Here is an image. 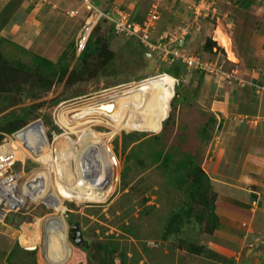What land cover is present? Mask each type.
<instances>
[{
  "label": "rangeland",
  "instance_id": "1",
  "mask_svg": "<svg viewBox=\"0 0 264 264\" xmlns=\"http://www.w3.org/2000/svg\"><path fill=\"white\" fill-rule=\"evenodd\" d=\"M8 1L14 6L12 11L6 9L9 15L0 28V142L25 123L39 119L50 145L52 138L64 131L57 119L61 109L79 108L96 99L105 107L101 118L94 115L92 125L84 123L88 120L86 117H75L74 128H65L70 133L64 136L66 141L60 137L55 142L57 151L53 145L54 158L43 137L42 150L35 151L38 161L35 157L24 161L20 184L34 171H40L24 186L29 199L0 221V226L11 228L8 233L13 238L12 246L18 244L19 253L11 263L120 264L115 251L109 255L107 249L102 248L108 247L109 241L118 247L124 246L127 241L124 237L128 235L120 229L123 219V224L131 225L137 237L133 240L128 236L133 241H129L125 250L127 259L132 254L130 250L133 251V264H264V173H255L251 166H244L242 173L246 178L243 180L236 159L242 158L241 152H247L246 161L251 162L249 159L253 158L264 168L262 125L247 124L242 128L244 131L232 125L218 131L215 119L209 123L210 118H214L209 111L214 95L210 87L212 77L218 80L219 72L224 71L230 74L227 79L223 76L225 82L242 81L238 66L231 62V47H224L211 38L215 26L229 34L232 26L227 27L226 21L235 19L236 13L220 15L222 10L215 8L217 0L212 3L189 0V10L176 12L177 20L167 22L163 5H157L159 1H156L159 18L155 25L162 20L168 32L177 30L183 23L180 32L198 27L193 39L181 46V51L217 64L219 71L208 75L190 70L183 77L173 78L161 69L175 62L184 71V64L161 59L159 51L148 50L133 37L114 34L103 19L92 25L82 49L78 50V34L89 14L82 0H7L0 4V12ZM149 1L140 2L133 18L143 19L148 14ZM110 2L112 0H93L98 9L106 8L103 6ZM29 12L31 16L26 20L25 13ZM70 12L74 14L71 16ZM162 29L164 27L159 31L156 28V32L150 34L151 40H156ZM165 36L162 41L170 38L168 33ZM205 46H209L211 52L206 51ZM84 49L86 56L81 59L79 53ZM204 76L211 78L202 80L201 88L197 82ZM259 82L258 89L255 83H250V88L255 94L264 95L259 89L264 79ZM41 84L46 90H41ZM34 91H38L36 98L28 96ZM118 98L126 99L128 112L115 130L109 125L108 113ZM21 107L28 111L25 120L18 111ZM77 112L74 110L67 115ZM165 114L167 117L160 121ZM75 128L81 132L72 133ZM25 132H19V137L27 135ZM93 139L104 148H85L83 141ZM219 148L224 149L223 158L228 159L229 167L225 168L223 163L215 166ZM158 151L159 158L156 157ZM105 155L111 159L109 185L105 193H98L89 162L98 167ZM187 156L192 157L194 165H198L209 180L206 197L213 199L211 204L218 216V228L212 229V223L200 216L205 211L201 212L198 205L192 204L179 238L173 234L161 238L159 231L166 214L184 198L164 174L162 163L175 164L177 159L187 162ZM18 168L20 170V166ZM231 199L239 209L216 205L217 200L232 202ZM250 207L256 211L257 223L253 219L249 222L244 217L246 214L242 219L238 217L241 214L238 210L244 212ZM53 214L60 215L66 223V238L61 229L57 232L58 239L56 232L44 236L42 224ZM231 219L242 222L235 224ZM81 238L83 245L85 243L83 249ZM194 247L198 250L194 251ZM62 248L63 252L67 249L65 257ZM188 248L191 251H187ZM207 251L225 260L216 262Z\"/></svg>",
  "mask_w": 264,
  "mask_h": 264
},
{
  "label": "crops",
  "instance_id": "2",
  "mask_svg": "<svg viewBox=\"0 0 264 264\" xmlns=\"http://www.w3.org/2000/svg\"><path fill=\"white\" fill-rule=\"evenodd\" d=\"M6 1L7 0H0V4L2 5ZM141 1L144 0H112V2H110L109 5L103 7H106L104 8V10H107L110 8V6L116 5L120 10L122 9L124 12H128V16L130 18H132L135 21H139L142 20V18L136 20L135 18H133V16L136 15V13L138 12L139 4ZM156 1H159L157 2V5L158 4H161V6L163 5L164 7L163 9L166 12L165 20H167V22L177 20L178 16L176 15V12H180L182 10L185 11V9L189 10L188 8L189 0H150L148 9L146 11L147 13L151 10L152 7H157V5L155 4ZM24 4L22 3L21 5H23L24 7ZM51 7H53V4L51 5ZM216 7L217 9L224 11V12L221 11L220 13V15L222 16L227 15V13L231 15L236 13V18L226 21L225 24L227 27L232 26L231 32H229V34L222 33L221 31H219L220 29H218L217 26H215L211 31L212 33L211 38L213 40L218 41L224 47L225 46H227V48L231 47L230 48L231 51L230 53L232 54L231 62L234 64L236 63V65L238 66L237 72L239 73V77L242 79V81L237 82L236 84L235 83L232 84V82H225L223 77H219L218 80L215 77H212L213 85L210 84V87L214 95L212 94L213 98L211 99V102L209 104V111H211L213 114V117L216 121V129L218 131H222V130L224 131L225 129H227L228 126L232 127V125L235 127L238 126L240 129H242L243 126L247 124H251L253 126L258 124V126L262 125L261 128L263 132L264 131V95L255 94L250 88L249 84L255 83L257 85L260 83L259 81H261V79H264V0H217L215 2V8ZM22 10L24 11V9ZM49 11L52 10H48V12ZM28 16H31L30 12L25 13L26 20L28 19ZM165 25L166 24L162 20L160 21V24L158 23L155 25L154 23L151 29L152 33L150 32V34H154V32H156L155 31L156 28H158L159 31L161 28L164 27V29H162L156 37L158 38L161 35H165L166 33H168L171 40L177 37L178 44H181V46L183 45L185 46V44L189 42L188 40H192L193 34H195V30L198 29V27H191L193 28L194 31L193 30L190 31L189 29V31H187L186 34H184L183 32H180L181 28L185 25L184 23L180 24L182 26L179 25L180 27H177V30L176 29L171 30L172 32H168L167 31L168 26ZM215 31H217L216 32L217 35L215 34ZM195 47H198V44H195ZM184 71L185 74L187 70L184 69ZM184 74L182 75V77L184 76ZM210 78L211 76L207 78L205 76L201 77V79L199 80V82H197V84L202 88L203 83H201V81L209 80ZM219 79L221 81H219ZM212 86H214L215 89ZM217 94L219 95V97ZM233 108H235V112H232ZM69 110L70 111L77 110L78 112L76 114H73L71 118H68L66 117V113L69 112ZM69 110L63 108L58 112L57 115H58V121L61 123V125H63L64 128L66 129L72 130L74 128L72 124L75 117L76 118L86 117V119L91 120L94 117V115L97 114L99 118H101V115H103V111H105V107L104 104L99 99H96L94 102L89 103L88 105H83L78 109L69 108ZM80 112L82 113L81 115H79ZM127 112H128V104L126 103V99L118 98L115 101V105L109 110L108 113L109 125H111L115 130H117L124 121ZM256 122L258 123L256 124ZM83 144L85 145L84 146L85 148H91V146L94 147L99 146V148L101 149L104 148L103 145L98 140H94V139L84 140ZM238 149L240 150L241 148ZM253 150H256V148L253 147ZM223 152H224L223 148L222 149L219 148L218 151L216 152L217 158L215 161V166H219L223 163V166L226 168L229 167V164L226 163L228 159L223 158ZM241 153L240 156L242 158H239L238 156V158L236 159L239 167V172L243 180L244 178H246V175L242 173V169L244 166L245 167L251 166V168L255 170V173L257 172H259V174L264 173L263 171L264 168L261 167V164L257 160H254L253 158L251 160V158L250 159L248 158L251 161L248 162L244 158L246 157L245 154L247 152H245V154H241ZM75 157H76V153H75ZM93 159L95 158L93 157ZM262 160H264V158ZM91 162H89L90 163L89 167H91V169L89 170H91L90 175H92V180L95 179L94 181L96 182L95 191L98 193H105L109 185V174H110L109 171L111 169V159L107 158V156L105 155V157H103V159L98 164V167L97 164L92 165ZM231 200L232 202L231 201L228 202L225 200H220V202H218L217 200L216 205L222 204L225 208L236 207L233 204L234 200L233 199ZM235 209H239V207L238 208L236 207ZM237 212L241 213L240 216H238L240 217V219H242V217L246 214V216L244 217L249 219V222L250 220L253 219L257 223L256 221L257 214L255 213L256 211L253 210L251 207L248 208L247 211L246 209H244V212L241 210H238ZM222 216L226 217V215H222ZM222 216H220L219 218L222 219ZM230 221L234 222L235 224H238L239 222V221H234L232 219ZM44 222L45 225L42 224L43 230L45 231L44 236L47 237L49 236L50 232L52 234L56 232V237L58 239L57 232L64 231L66 238L67 225L60 215L53 214L51 216H48L45 218ZM241 222L242 221H240L239 224H241ZM262 224H264V222ZM248 225L250 224L248 223ZM9 229L11 228L0 226V264H7L5 260L6 255L12 247L13 238L11 239V236L8 233ZM263 243H264V239L262 241V244ZM54 244L57 246L59 245L57 243H53V245ZM66 250L64 251L66 252ZM65 252H63V248H62L61 253L64 257L66 256Z\"/></svg>",
  "mask_w": 264,
  "mask_h": 264
},
{
  "label": "built area",
  "instance_id": "3",
  "mask_svg": "<svg viewBox=\"0 0 264 264\" xmlns=\"http://www.w3.org/2000/svg\"><path fill=\"white\" fill-rule=\"evenodd\" d=\"M197 1L203 2V0ZM209 1L211 3L213 2V0ZM82 2L85 10H87L89 14L86 15L84 24L81 28L82 31L78 34V50L82 49L85 38L88 36L90 32L89 29L92 25L99 19H105L114 34L133 37L148 50L159 51L160 57L163 60L181 62L184 64V69L187 71H201L208 75L219 72L217 64L214 65L194 54L182 53L181 44H178L177 37L172 40L169 38L167 41H162L166 36L161 35L156 40H151L150 31L155 21L158 19L156 7H152L141 21L136 22L130 20L128 15L121 11L116 5H112L109 9L104 10L96 8L93 4V0H82ZM92 11L93 13H90ZM73 14L74 12L69 13V15ZM183 33L186 34V32ZM219 73L221 74L219 75L220 77L224 76L226 79L230 76L229 73H225L224 71ZM257 85L256 88L258 89ZM260 85L259 89L261 93L264 94V83ZM31 127H33V129H31V131H26L25 133L27 135H23L22 138L15 136L18 131ZM42 128V122L39 119H33L22 125L10 135H5L0 142V221L8 212L21 208L26 200L29 199V196L23 195L21 191L20 178L23 174L22 167L25 160L37 156L35 151H41V142L45 136V132L43 133ZM18 166H20V170ZM9 204H13L14 207L12 208Z\"/></svg>",
  "mask_w": 264,
  "mask_h": 264
},
{
  "label": "trees",
  "instance_id": "4",
  "mask_svg": "<svg viewBox=\"0 0 264 264\" xmlns=\"http://www.w3.org/2000/svg\"><path fill=\"white\" fill-rule=\"evenodd\" d=\"M13 6H14V3L12 1H8L7 4L2 8V11L0 12V28L6 22L8 15H9V14H6L7 13L6 9L9 8L12 11ZM11 11H9L8 13H10ZM205 47L206 48L204 49L206 51L211 52V48L209 46H205ZM85 56L86 54H85V49H84L79 53V58L83 59ZM161 70L173 78H180V76L184 74L183 73L184 71L183 69H181V66L175 62L171 63L170 66L164 69H161ZM41 87L43 88L41 89L42 91L46 90L44 84H41ZM37 92L38 91L30 92L28 96H30L31 98H36L38 95ZM18 111L20 114L23 115L24 120L28 117L27 108L21 107L20 109H18ZM165 117H167L166 114L160 119V121L162 119H165ZM213 121H214V118L211 117L209 123H213ZM159 128L160 127H158V129ZM66 138L64 137L63 139L66 141ZM156 157L158 158L160 157L159 151L156 153ZM187 159H188L187 162H185L183 159H180V160L177 159L175 164H170V165L166 164V161L165 163H162V165H164V168H163L164 174L169 178V181L173 183L176 191L182 192V194L184 195V198L182 201L177 203L176 208L175 209L173 208L174 210H170L169 213L166 214L167 217L165 216L163 225L159 231L161 238H165V236H169L172 234L176 235L179 238V232L184 227V224L187 221L186 218L190 215V210H191L190 206L192 204L198 205L199 206L198 208L201 212L205 211L204 213H201L200 216L205 217L207 222L210 221L212 223L211 224L212 229L218 228V216H216V214L213 212V205L211 204L213 199L212 198L208 199L206 197L207 195L206 193L210 189L209 180L207 176L205 175V173H203V171L200 170L199 166L194 165L192 157L187 156ZM188 162H189L190 169H188ZM120 229H123V232H126L128 236L131 235L133 240H137V237L133 233L132 226L131 225L128 226V224H123V219L121 222ZM128 236L124 237V239L127 240L126 242H124V246L118 247L116 243L109 241L106 244V246L108 247H103L102 250L107 249V253L109 255L113 251H115L116 255L119 258L120 264H133L134 262L133 259L135 257V255L133 254V251L130 250L132 254H130L129 259H127L128 258L127 251H125L126 245L130 243L129 241H133L132 239H128ZM17 245H18L17 243H14V245L11 247V249L6 255V261L11 263L12 262L11 260L13 259V257H15L19 253L18 251L19 249L17 248ZM84 245H82V249ZM192 249L194 251H197L198 247L197 248L194 247ZM187 251H191V248H188ZM207 252L209 256L211 255L214 256L215 258L214 260L216 262L220 261L222 263L225 260V258L222 257L221 255L214 254L211 251H207ZM31 259H32L31 261H33L34 263L33 258ZM128 260L129 261L131 260V263H127ZM226 261L231 262L228 260Z\"/></svg>",
  "mask_w": 264,
  "mask_h": 264
},
{
  "label": "bare ground",
  "instance_id": "5",
  "mask_svg": "<svg viewBox=\"0 0 264 264\" xmlns=\"http://www.w3.org/2000/svg\"><path fill=\"white\" fill-rule=\"evenodd\" d=\"M65 109H67V110H69L68 108H65ZM76 109H78V108H76ZM69 112H71L70 110H69ZM69 112H67V113H69ZM67 113H66V117H68V118H71L72 117V115H70V116H68L67 115ZM57 114H58V112H57ZM74 114H76V113H74ZM57 119H58V115H57ZM59 122V121H58ZM60 123V122H59ZM84 123H90V125H92V124H94L95 123V120H94V118H92L91 120H86ZM61 124V123H60ZM61 126H63V125H61ZM64 127V126H63ZM31 129H33V127H31V128H25V129H23V130H25V131H31ZM78 128H75V131L74 132H72V133H74L75 134V132L78 134V133H80L81 132V130H77ZM22 131V130H21ZM21 131H18L16 134H15V136H17L18 138H20L19 137V132H21ZM42 131H43V133H44V128H42ZM68 134H70V133H68L67 131H66V129L64 128V131H63V133L62 134H60V135H57V136H54L53 138H52V141H51V144L49 145L48 144V141H47V139H46V137H44V139H45V141H47V147H49L50 148V151H51V155L53 156V151H52V149H53V145L55 146V151H57V149H56V146L57 145H55V142L60 138V137H62V138H64V136H66V135H68ZM79 138V137H78ZM62 144V143H61ZM43 145V143H41V146ZM41 150H42V148H41ZM36 153V152H35ZM53 158H54V156H53ZM56 158V157H55ZM35 159L37 160V158L35 157ZM38 161V160H37ZM40 162V161H39ZM41 163V162H40ZM42 164V163H41ZM40 171V170H39ZM38 171V172H39ZM38 172H35V173H33L32 175H30V176H28L27 178H26V180L21 184V191H22V194L23 195H26V196H29V194H27L26 193V190L24 189V186L27 184V183H29L31 180H32V178H33V176L35 175V174H37ZM25 190V191H24ZM30 197V196H29ZM19 205V204H18ZM1 216V215H0ZM72 230V229H71ZM78 234H79V232H78ZM80 235V234H79ZM41 257H42V260L43 261H45L46 262V260H45V258H44V256L42 255V253H41ZM50 261V260H49ZM47 263V262H46Z\"/></svg>",
  "mask_w": 264,
  "mask_h": 264
},
{
  "label": "water",
  "instance_id": "6",
  "mask_svg": "<svg viewBox=\"0 0 264 264\" xmlns=\"http://www.w3.org/2000/svg\"><path fill=\"white\" fill-rule=\"evenodd\" d=\"M117 134H118V132H117ZM109 155H110V153H109ZM12 208L14 207V205L13 204H9ZM73 225V224H72ZM74 227H76L75 225H73ZM79 231V230H78ZM79 234H80V232H79ZM80 244L81 245H83V242H82V238H81V240H80Z\"/></svg>",
  "mask_w": 264,
  "mask_h": 264
}]
</instances>
